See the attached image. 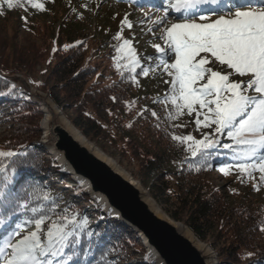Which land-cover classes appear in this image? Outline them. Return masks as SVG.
<instances>
[{
    "label": "snow or ice",
    "instance_id": "1",
    "mask_svg": "<svg viewBox=\"0 0 264 264\" xmlns=\"http://www.w3.org/2000/svg\"><path fill=\"white\" fill-rule=\"evenodd\" d=\"M124 2L129 7H146L140 0ZM4 4L25 11L26 4L41 11L45 7L36 0H0V7ZM81 7L94 11L87 3ZM100 7L102 2L95 10ZM152 7L163 15L154 19L145 14L139 26L145 31L144 25L151 23L146 34L159 32L162 43H152L155 55L141 58L133 46L135 37L121 35L125 28H134L132 13L125 12L120 31L113 37L122 41L116 51L123 52L126 61L121 65L113 58L117 72L134 85L138 78H148L157 70L161 77H168L164 83L169 88L153 99V104L164 106L169 122L184 115L193 118L195 131L201 134L200 139L191 133L170 134V140L183 147V159L173 161L181 174L218 170L224 177L235 175L241 184L251 182L253 191H260L264 187V0H163ZM170 13L178 15L173 18ZM78 18H83V12ZM23 19L27 23V18ZM173 19L176 22H171ZM81 47H86L84 41L63 45L65 51ZM0 79L8 83L6 76ZM16 94L14 82L0 90V96ZM19 95L31 99L22 91ZM111 99L115 103L117 98ZM136 103L130 101L127 107ZM136 115L139 119L150 116L156 121L154 127L160 129L162 118L155 109L145 105ZM170 126L176 129L187 124ZM220 152L228 153V162L214 169L212 161ZM26 156L23 144L0 150V264H120L122 249L103 244V235L91 227L86 213L76 210L74 201L61 207L63 194H53L34 177H26L13 191L17 165L22 163L18 158ZM27 167L35 170L34 165ZM233 194H237L235 190ZM15 217L20 219L14 222ZM257 230L264 234V226ZM246 255L251 259L254 253Z\"/></svg>",
    "mask_w": 264,
    "mask_h": 264
},
{
    "label": "trees",
    "instance_id": "2",
    "mask_svg": "<svg viewBox=\"0 0 264 264\" xmlns=\"http://www.w3.org/2000/svg\"><path fill=\"white\" fill-rule=\"evenodd\" d=\"M25 6L28 7L27 4ZM22 10L24 9L18 7L15 10L8 9L4 4L0 7V21H10L15 18V14L18 17ZM73 16L74 18L62 19L53 42L54 46L48 52L46 48H32V44L27 42L20 48L10 47L12 55L3 57L7 48L6 36L0 32V77L12 75L14 72L8 71L6 60L15 63L21 72L28 74L33 60L40 59L47 53L45 60L51 61L53 65L40 87L49 94L83 136L101 140L109 127H113L116 133L119 132L120 139L113 144L119 157L134 163L135 174L141 184L149 188V193L155 201L167 208L165 211L173 221L183 223L198 240L210 245L218 264H264V234L257 230L264 226V205L251 203L245 197L240 199L236 194L220 190L208 180L211 170H202L200 173H195L194 170L184 171L181 174L173 161L179 162L183 159V147L172 142L170 134L173 131L178 135L191 133L198 139L199 132L195 131L194 124L191 123L192 118L184 115L177 121L169 122L164 106L152 102L162 96L169 87L163 88L151 75L148 78H138V85L122 80L113 59L116 57L121 65L125 63L123 54L119 55L121 53L116 51L120 43L113 40L108 31L103 33L100 40L93 39L89 31L84 29L81 19H77L76 12ZM21 20L24 19L21 17ZM25 24L27 28L33 26L29 20ZM43 31L46 30L42 29V34L45 33ZM77 41H84L86 47L70 48L67 51L63 49L64 44H75ZM88 42H93L91 51ZM53 48L57 49L56 53L52 52ZM104 57L111 62L110 66H113L110 68L111 73L102 77L110 79L107 83L99 81ZM124 75L127 76L128 73L124 72ZM7 87L8 83L0 79V90ZM16 91L15 96H0V101H12L13 110L19 105L20 109H25L19 110L18 113L23 118V121L20 120L22 125L15 127L12 134L6 138L0 139V150L25 145L27 156L18 158L22 163L17 165L18 175L25 179L34 177L36 172L41 171L46 152L32 140L22 139V136L31 130L30 125L24 122L27 118H24L22 113L29 115L27 107L34 108L31 113L35 118L32 130H38L42 114L30 100H25L19 95V91ZM113 96L117 98L115 103L111 99ZM133 100L137 103L129 109L127 104ZM145 105L155 109L162 118L160 129L154 127L156 121L150 116L147 119L137 118V110ZM85 113H90V116ZM129 123L132 124L131 128L127 127ZM171 123H186L187 127L172 129ZM9 141L11 143H8ZM227 162V152L218 153L217 158L212 161L214 169ZM27 165H34L35 170H31ZM167 178L171 181V187L165 180ZM75 191L79 199L87 201L79 189ZM227 194L233 199H238L227 202ZM75 207L78 210V205ZM94 208L100 217L106 220V229L92 227L103 235V244H115L126 253L130 243L134 250L142 252L139 241L132 233L106 218L95 206ZM19 218L15 217L14 222ZM247 253L254 255L249 259ZM129 255L133 256L132 253ZM142 260L143 262L138 264H151L145 257ZM120 264L130 263L122 257Z\"/></svg>",
    "mask_w": 264,
    "mask_h": 264
},
{
    "label": "rangeland",
    "instance_id": "3",
    "mask_svg": "<svg viewBox=\"0 0 264 264\" xmlns=\"http://www.w3.org/2000/svg\"><path fill=\"white\" fill-rule=\"evenodd\" d=\"M36 2L44 4V10L41 11L39 9H35L31 7V5H27V11L22 10L23 12L15 14V18L11 19L10 21L5 20L4 23L0 21V32L6 36L5 44L7 48H5L3 57L12 55L11 48L15 46L16 48H20L27 43L32 46V48H41L51 49L54 44V39L56 38V33L58 32V26L62 23V19L65 17H72L74 18L75 12L79 16L81 12H83V18L80 21L83 22L84 29L88 30L91 37L95 40H100L101 36L104 35L103 33L107 32L111 34V38L113 39L114 35L120 31V20L125 12H131L132 15L130 19L134 23V28L132 30H128L127 28L121 33V35L126 39H132L133 36V46L136 49L137 54L143 58L145 56H153L155 55L154 48L151 47L152 43H162L158 37L160 35L159 32H156L155 36L151 34H146V29L151 27L152 24L144 25L145 31L141 30L139 23L141 20L144 19L145 14L152 15L155 19L157 16L163 15L162 12H157L156 9H149L146 7H129L124 0H36ZM102 2V7L99 8L98 11L95 10L96 5ZM141 2V0H140ZM162 2V0H160ZM87 3L89 7H91L94 11H84L81 5ZM15 10V8H13ZM72 10V11H71ZM74 10V11H73ZM20 11V10H19ZM15 13V12H14ZM175 14H171L170 16H174ZM78 16L77 19H78ZM21 17H26L30 23H33V26H28L25 24L24 20H21ZM115 17V18H114ZM174 18V17H173ZM171 22H176L173 19ZM42 29L46 31L42 34ZM33 32H32V31ZM40 33V36H39ZM114 40V39H113ZM92 41V40H91ZM116 41V40H115ZM117 42V41H116ZM122 43V41H118ZM4 43V42H3ZM93 42H88L89 50L91 51V46ZM11 47V48H10ZM124 56L123 52H120ZM48 54L46 53L43 57L41 56L40 59L33 60L32 65L30 66V71L28 74H24L17 68L11 61L6 60V67L8 71L14 70L12 75L6 77L8 83L14 82L15 76H19L20 78L25 79L34 89L44 94H49L41 89L40 85L44 82L45 78L47 77L49 71L52 68V63L48 60H45ZM126 62V61H125ZM92 62H90L91 64ZM146 63V62H145ZM155 64V61H153ZM111 62L104 60L101 64V72L102 76L99 77V81L102 83H107L110 79H103L102 77H107L111 73ZM32 67V68H31ZM151 77H154L159 85H162L163 88L169 87V85L164 83L165 79H168L167 76L161 77L159 75V70L156 73H150ZM10 96V95H9ZM50 97V96H49ZM12 101H0V139L6 138L10 134H12L13 129L15 127H19L22 125L23 119L20 114V111H24L25 109H20V105L16 111L12 109ZM15 109V108H14ZM28 111L30 112L29 115L23 116L26 117L27 125H30L31 130H28L22 136V139H30L34 143H38L41 137V132L38 130H32V125L35 124V118L32 116L31 113L34 112V108L27 107ZM20 110V111H19ZM63 112V111H62ZM64 114V113H63ZM65 116V114H64ZM66 117V116H65ZM67 118V117H66ZM42 119V117H41ZM40 119V120H41ZM68 119V118H67ZM193 119V118H192ZM21 120V121H20ZM69 120V119H68ZM70 121V120H69ZM40 122V121H39ZM71 122V121H70ZM39 124V123H38ZM73 125V124H72ZM38 127V126H37ZM78 130V129H77ZM81 132V131H80ZM100 139H91L85 138L91 142L95 147H97L103 154L107 157L112 159L115 164H117L125 173H127L130 177L133 178L135 182L139 181L137 175L135 174V165L132 162H129L126 159H121L117 153V148H114L113 144L118 142L120 137L118 136L119 132L116 133L113 127H109L107 133ZM107 134V135H106ZM201 138V134L198 133V139ZM115 145V144H114ZM43 150V149H42ZM44 151V150H43ZM40 172H43L41 174ZM40 172H36L34 178L38 182H43V185L49 187L53 194H63L64 200L61 201V207H64L66 203L73 202L75 205H78V210L80 213H86L90 218V224L93 228H100L102 230L106 229V220L100 217V214L96 212L94 205L88 198L86 197L87 201L81 200L76 196L75 189H78L76 184L64 173H62L57 166L52 161V158L46 153L43 161H42V168ZM257 178L259 173H256ZM24 177L18 175V179L16 185L13 187V191L17 190V187L22 183ZM62 180V181H61ZM168 185L171 187L170 179H165ZM208 180L220 190L226 191L229 194L233 195V190L237 193L238 198L242 199L245 197L246 200L251 201V203L255 204H262L264 205V187H261L260 191L256 192L253 191L252 183L248 182L245 184H241L235 175H229L228 177L222 176L219 171L211 170L210 174L208 175ZM142 188L149 193V188L145 185H142ZM75 193V195H74ZM82 193V192H81ZM150 194V193H149ZM229 194L228 198L226 199L227 202H231L232 200L238 198H232ZM152 197V196H151ZM153 199V198H152ZM154 200V199H153ZM155 201V200H154ZM160 208V210L167 216L169 215L166 213V207L160 205L157 201H155ZM106 217V216H105ZM108 218V217H106ZM170 218V217H169ZM20 219V218H19ZM15 219V221L19 220ZM109 219V218H108ZM183 224V223H182ZM3 232L0 231V239H2ZM136 237V236H135ZM138 240V239H137ZM202 244L207 245L210 249V245L205 242H201ZM127 245L128 252H122V257L128 259L130 264H138L142 263L144 258V251L142 246L139 242L140 248L142 252L134 250L130 243ZM211 251L215 254V252L211 249ZM133 254L130 256L129 254ZM216 256V255H215ZM217 259V258H216Z\"/></svg>",
    "mask_w": 264,
    "mask_h": 264
},
{
    "label": "water",
    "instance_id": "4",
    "mask_svg": "<svg viewBox=\"0 0 264 264\" xmlns=\"http://www.w3.org/2000/svg\"><path fill=\"white\" fill-rule=\"evenodd\" d=\"M13 79L16 90L29 95L42 114L38 146L104 216L136 236L151 264H218L207 245L184 224L167 217L141 184L89 142L47 94L19 76ZM64 122L89 146L76 139Z\"/></svg>",
    "mask_w": 264,
    "mask_h": 264
},
{
    "label": "bare ground",
    "instance_id": "5",
    "mask_svg": "<svg viewBox=\"0 0 264 264\" xmlns=\"http://www.w3.org/2000/svg\"><path fill=\"white\" fill-rule=\"evenodd\" d=\"M171 14H176V13H171ZM65 123V122H64ZM64 126L73 133V135L75 136L76 139H78L80 142H83L85 144H88L89 142L86 141L80 134L77 130H75L72 126L68 125L67 123L64 124ZM89 146V144H88ZM97 153V152H96ZM99 154V153H98ZM100 155V154H99ZM101 157V155H100ZM102 158V157H101ZM103 159V158H102ZM149 202L154 204V202L152 200L149 199ZM155 205V204H154ZM188 234H190L188 231H187Z\"/></svg>",
    "mask_w": 264,
    "mask_h": 264
}]
</instances>
